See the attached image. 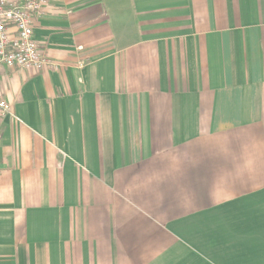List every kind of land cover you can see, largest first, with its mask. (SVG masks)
<instances>
[{
    "label": "crops",
    "instance_id": "1",
    "mask_svg": "<svg viewBox=\"0 0 264 264\" xmlns=\"http://www.w3.org/2000/svg\"><path fill=\"white\" fill-rule=\"evenodd\" d=\"M33 39L0 264H264V0H47Z\"/></svg>",
    "mask_w": 264,
    "mask_h": 264
},
{
    "label": "built area",
    "instance_id": "2",
    "mask_svg": "<svg viewBox=\"0 0 264 264\" xmlns=\"http://www.w3.org/2000/svg\"><path fill=\"white\" fill-rule=\"evenodd\" d=\"M47 0H0V68L54 67L33 39V24L46 8ZM12 115L11 105L0 98V122Z\"/></svg>",
    "mask_w": 264,
    "mask_h": 264
}]
</instances>
